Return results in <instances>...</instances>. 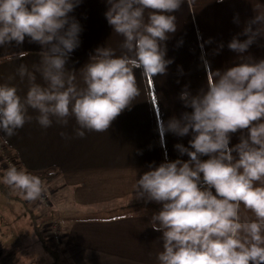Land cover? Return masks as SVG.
Wrapping results in <instances>:
<instances>
[{
  "label": "clouds",
  "instance_id": "clouds-1",
  "mask_svg": "<svg viewBox=\"0 0 264 264\" xmlns=\"http://www.w3.org/2000/svg\"><path fill=\"white\" fill-rule=\"evenodd\" d=\"M183 2L107 0L105 16L123 38L122 53L97 48L81 69L85 86L79 87L65 68L79 46L80 25L69 17L79 0H0V46L22 44L25 37L40 44L36 70L44 82L37 83L21 64L18 74L29 82L25 97L16 87L0 84V133L15 135L33 119L29 110L38 113L35 119L43 128L74 118L79 138L107 132L140 95L134 70L142 69L144 79L166 73L171 61L162 42L177 30L171 13ZM253 24L259 27L253 30ZM243 34L248 38H233L230 50L245 53L264 34V12L257 11ZM240 60L223 72L209 71L207 89L197 95L184 91L180 98L192 111L161 124L177 136L192 134L190 147L175 146L189 159L150 165L136 179L135 198L162 205L151 219L153 230L162 232L158 264H264V59ZM244 129L247 137L230 147V134ZM0 180L28 201L44 190L40 177L15 166Z\"/></svg>",
  "mask_w": 264,
  "mask_h": 264
},
{
  "label": "crops",
  "instance_id": "crops-1",
  "mask_svg": "<svg viewBox=\"0 0 264 264\" xmlns=\"http://www.w3.org/2000/svg\"><path fill=\"white\" fill-rule=\"evenodd\" d=\"M108 7L107 0H79L69 13L81 31L79 46L69 54L65 68L73 72L79 87L85 86L81 69L97 48L110 47L117 55L122 53L123 38L113 31L105 16ZM257 11L264 12V0H184L179 10L171 13L176 16L177 30L162 42L165 59L171 61L166 73L144 79L142 69H135L140 95L107 132H86L79 138L74 118H69L66 125L53 120L52 126L43 128L35 119L38 113L29 110L33 119L15 135L4 137L0 133L22 167L40 170L54 166L60 171L58 178L47 184L52 190L51 215L63 228L58 246L60 264H158L162 232L153 230L149 215L135 212L106 218H69L67 212L83 214L135 197L136 179L150 170V165L189 159L175 146L190 147L192 134L177 136L164 131L161 124L192 111L184 106L181 94L188 91L194 96L206 90L209 71L223 72L236 66L241 56L256 62L264 59V34L257 36L245 53L228 47L233 38H248L244 29ZM252 27L255 30L259 25ZM42 51V46L30 42L29 37L19 45L13 41L0 46V84L16 87L18 95L25 97L29 82L18 74L21 64L33 72L37 83L43 84L36 70ZM22 52L27 55L21 57ZM247 135V129L231 133L229 146ZM241 211H245L243 206ZM8 255H12L10 264H15V254L0 248V258Z\"/></svg>",
  "mask_w": 264,
  "mask_h": 264
},
{
  "label": "rangeland",
  "instance_id": "rangeland-1",
  "mask_svg": "<svg viewBox=\"0 0 264 264\" xmlns=\"http://www.w3.org/2000/svg\"><path fill=\"white\" fill-rule=\"evenodd\" d=\"M0 143L3 147L2 153L0 152L1 177L5 170H7L5 164L6 160H4V158H8L10 161L13 159L20 169L30 172L29 169L22 167L16 154L9 147L11 153H7L4 145L5 143L3 144L1 137ZM54 180L51 182L42 180L44 189L42 196L34 201L25 200L23 195L12 187L10 188L13 194L18 196L20 200L14 198L9 199L4 194L0 193V248L8 253L15 254V264H51L54 260L50 254L43 250L42 245L37 240L36 233L33 229V226L36 225V221H33L34 219L31 217V213L42 226L41 231L45 242L57 254L60 253L58 246L62 243L63 228L60 227L59 223L56 221L57 217L53 218L51 215L53 211V202L51 198L52 190L47 187V184L52 183ZM161 207L162 205L157 204L156 202L146 203L144 200L131 197L124 199L123 201H116L110 205H104L95 211H84L83 214L82 212H67V214L69 215V218L71 216H75L76 218H106L137 212L147 214L152 218L153 214L159 212ZM55 236L57 239H55Z\"/></svg>",
  "mask_w": 264,
  "mask_h": 264
},
{
  "label": "trees",
  "instance_id": "trees-1",
  "mask_svg": "<svg viewBox=\"0 0 264 264\" xmlns=\"http://www.w3.org/2000/svg\"><path fill=\"white\" fill-rule=\"evenodd\" d=\"M3 144H4V142H3ZM5 150L7 151V153H11L9 148L6 147V145H5ZM30 173L37 175L38 177L41 178V180H45L46 182H51L52 180H54L55 178H57L60 175L59 169L57 167H54V166L46 167V168L40 169V170H30ZM0 178H1V175H0ZM0 191L2 192V194H4L9 199L14 198V199L20 200V198L18 196L13 194L10 186L4 184L2 182V180H0ZM31 217L34 219L33 221H36V225L33 226V229L36 233L37 240L42 245L43 250L46 251L48 254H50L54 259L51 264H59L60 260L58 258V254L45 242V239H44V237L42 235V231H41L42 226L34 218L32 213H31ZM11 256L12 255H8L6 257L0 258V264H10Z\"/></svg>",
  "mask_w": 264,
  "mask_h": 264
},
{
  "label": "built area",
  "instance_id": "built-area-1",
  "mask_svg": "<svg viewBox=\"0 0 264 264\" xmlns=\"http://www.w3.org/2000/svg\"><path fill=\"white\" fill-rule=\"evenodd\" d=\"M2 149H3V147H2V145H1V143H0V152L2 153ZM4 160H6V162H5V164H6V168L8 169L10 166H15L17 169H20V167H18L17 166V164H16V162L13 160H8V158H4ZM55 239H57L56 238V236H55Z\"/></svg>",
  "mask_w": 264,
  "mask_h": 264
}]
</instances>
